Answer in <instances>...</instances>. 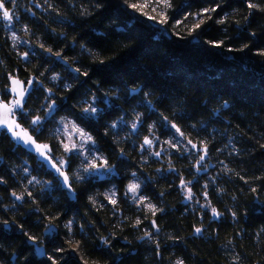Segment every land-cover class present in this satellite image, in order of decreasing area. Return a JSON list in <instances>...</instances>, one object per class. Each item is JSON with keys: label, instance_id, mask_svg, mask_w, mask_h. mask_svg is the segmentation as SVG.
Listing matches in <instances>:
<instances>
[{"label": "clouds", "instance_id": "1", "mask_svg": "<svg viewBox=\"0 0 264 264\" xmlns=\"http://www.w3.org/2000/svg\"><path fill=\"white\" fill-rule=\"evenodd\" d=\"M206 3L0 0V168L15 182L0 175V264H204L189 241L215 243L220 264H264V157L258 175L245 166L264 151V50L248 43L264 30V0ZM136 49L141 69L174 86L92 75ZM177 49L218 56L233 75H209L207 61L193 73ZM177 203L191 230L166 227Z\"/></svg>", "mask_w": 264, "mask_h": 264}, {"label": "trees", "instance_id": "2", "mask_svg": "<svg viewBox=\"0 0 264 264\" xmlns=\"http://www.w3.org/2000/svg\"><path fill=\"white\" fill-rule=\"evenodd\" d=\"M58 4L61 6H64L65 0H56ZM206 2H210V0H191V3L194 5V11H198L202 7L208 6ZM10 3H7V6L9 7ZM21 15L23 16V9H20ZM111 14V9H106L103 16L107 18ZM96 20H99L100 17L97 16L95 18ZM210 27L213 28L212 31L207 32L206 35L211 36L214 38L215 35V29L214 26ZM71 31V30H70ZM85 35H91L90 33H86ZM257 35L259 36V41L258 43L248 41L250 47L252 48V53L253 55H258V53L262 50H264V30H259L257 31ZM49 42H52L51 39L49 38ZM93 44H96L97 46L102 45L104 42L96 39L95 37L92 38L91 41ZM2 51V49H0ZM139 51V49H136L134 51L128 52L126 54H122L121 57L118 59L117 62L113 65V68L111 71H108L104 68H94L92 75L94 76H101L103 78V82L108 83L113 81L114 78H119L122 74L123 75H129L133 79L144 76V77H149V73H151L150 78H148V83L149 84H154L157 87H172L174 86V82L171 81H163L159 84H157L158 77L156 75L155 70L152 69H141L138 66V62L136 61V53ZM70 54V53H68ZM173 58L176 61L177 65L184 66L186 67L189 71L193 73H198V72H204V63L207 61L208 63L214 65L213 73H209V75L214 74L215 72L220 71L221 69L224 72L225 79H228L232 77V67L228 64H226L223 60L220 59L218 56H214L211 53H197V52H192V51H186V50H181L177 49L175 52H173ZM9 63L11 64L12 61L10 60ZM147 63V61H146ZM251 71H256V69H247ZM22 71V70H21ZM259 76L264 77V71H259L257 73ZM201 87H213L218 91H231L230 89L227 88L226 82L225 81H219V82H214L212 84H209L207 81H199L198 82ZM245 88L244 84L240 85V90H243ZM239 91V90H238ZM219 145H213V150H215L216 147ZM6 155H10L6 153ZM264 157V151L257 152L255 155V158L251 162H246V167L249 169V175L251 174H259V170L255 168L256 161ZM0 175H5L6 178L9 180V186L14 185V181L11 178V174L6 171L4 168H0ZM237 184H239L241 187H244L243 181H237ZM197 188L199 187L198 185L196 186ZM262 189H264V182H262ZM0 192H4L5 196L7 195V190L0 188ZM171 196L169 197L170 199L175 197V191L174 189H170ZM85 194L84 192L81 193V204H80V214L83 216L85 211H89V206L86 204L85 201ZM213 198L214 194H213ZM219 203V202H217ZM177 209L179 211L175 213L174 215H169L168 217H165L167 221L166 227H174V228H180V229H188L191 230V226L194 220V217L192 215H188L183 217L182 219L179 218L181 213L184 211V209L177 203L176 204ZM222 207V205H221ZM91 219L95 221V224L97 227H100L101 230H104L105 228V215L103 213H96V212H91L90 213ZM208 219L207 214H205V220ZM254 219L256 220H261L264 219V217H255ZM112 221L109 220L108 223H111ZM21 223H25L26 226L28 227H33L30 224H27L24 221H21ZM258 224L253 223L252 227L249 228V231H252L254 228H256ZM218 227L221 234L223 235L225 232H227L230 228V225H219L215 226ZM247 227V226H246ZM38 230V229H37ZM8 240H11L17 247L21 249L22 252L27 251L22 247L23 245V239L22 237H9L7 238ZM190 245L192 247H196V244H201L202 245V254H201V259H203L204 264H220V259H219V253L216 252V244L213 243L211 247L208 245L203 244L202 241H198L196 243H193L189 241ZM118 246V245H117ZM31 264H37V262L32 261ZM48 264H53V261H49ZM69 264H75L74 261H70Z\"/></svg>", "mask_w": 264, "mask_h": 264}, {"label": "water", "instance_id": "3", "mask_svg": "<svg viewBox=\"0 0 264 264\" xmlns=\"http://www.w3.org/2000/svg\"><path fill=\"white\" fill-rule=\"evenodd\" d=\"M8 119V112L5 109L0 108V120H7Z\"/></svg>", "mask_w": 264, "mask_h": 264}, {"label": "rangeland", "instance_id": "4", "mask_svg": "<svg viewBox=\"0 0 264 264\" xmlns=\"http://www.w3.org/2000/svg\"><path fill=\"white\" fill-rule=\"evenodd\" d=\"M10 3V2H9ZM7 6V5H6ZM8 7V6H7ZM9 7H11V4L9 5ZM141 7V11H143L144 10V7L141 5L140 6Z\"/></svg>", "mask_w": 264, "mask_h": 264}, {"label": "snow or ice", "instance_id": "5", "mask_svg": "<svg viewBox=\"0 0 264 264\" xmlns=\"http://www.w3.org/2000/svg\"><path fill=\"white\" fill-rule=\"evenodd\" d=\"M5 111H7V109L5 108ZM2 121H6V120H2Z\"/></svg>", "mask_w": 264, "mask_h": 264}]
</instances>
